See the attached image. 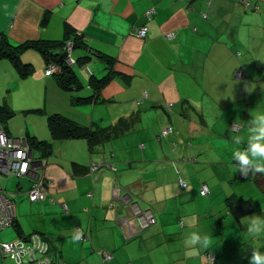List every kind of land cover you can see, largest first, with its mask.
<instances>
[{
    "label": "crops",
    "instance_id": "obj_1",
    "mask_svg": "<svg viewBox=\"0 0 264 264\" xmlns=\"http://www.w3.org/2000/svg\"><path fill=\"white\" fill-rule=\"evenodd\" d=\"M140 25L145 39L133 33ZM0 31L15 45L81 33L71 57L86 62L74 63L80 88L70 90L36 50L22 54L26 76L0 60V105L12 112L0 124L35 136L38 173L51 182L30 201L29 179L0 178L15 215L0 242L38 232L50 264H249L253 249L264 253V235L246 231L251 216L264 217V174L244 177L232 159L234 137L246 146L247 121L264 112V0H0ZM52 114L104 136L52 130ZM130 198L156 222L140 228ZM78 230L85 237L74 242ZM193 232L214 247L187 248ZM0 264L16 262L0 253Z\"/></svg>",
    "mask_w": 264,
    "mask_h": 264
},
{
    "label": "built area",
    "instance_id": "obj_2",
    "mask_svg": "<svg viewBox=\"0 0 264 264\" xmlns=\"http://www.w3.org/2000/svg\"><path fill=\"white\" fill-rule=\"evenodd\" d=\"M153 10L147 11L146 16L149 19ZM136 37L145 39L147 35V26H136L133 32ZM172 34H168L170 36ZM73 43L71 40L65 43V61L68 65H72L74 60L71 57ZM87 73L92 74L89 66L84 65ZM58 67L50 62L45 69L46 74L54 73ZM240 72L238 73V76ZM170 106V104H169ZM231 130H237L238 125L233 123L230 126ZM172 131L171 126H166L161 130L162 135H166ZM42 162L34 158L33 149L30 146L26 136H14L9 134L6 129L0 124V178L15 177L26 178L31 181L30 187L26 191V196L30 201L43 200L47 196L50 181L45 180L38 169L42 167ZM100 164L93 162L89 174L95 177ZM112 169H115L112 167ZM179 184L182 188L186 186L184 179H179ZM200 195L209 193V188L206 184H201L199 188ZM90 195V193H88ZM51 201L53 198H50ZM133 218L137 221L140 228L144 229L156 222L153 211L150 208H143L132 198L127 201ZM63 207L65 205L63 204ZM14 204L7 196L5 189L1 185L0 180V230L5 229L13 224L14 221ZM79 231V230H78ZM82 234L83 239L85 235ZM48 243L46 239L38 232L30 233L27 236H17L13 240L0 242V253L4 257H9L15 260L16 264H24L34 262L36 264H50L47 256ZM103 257L108 259L111 255L103 253ZM207 258L213 260L214 256L207 254Z\"/></svg>",
    "mask_w": 264,
    "mask_h": 264
},
{
    "label": "trees",
    "instance_id": "obj_3",
    "mask_svg": "<svg viewBox=\"0 0 264 264\" xmlns=\"http://www.w3.org/2000/svg\"><path fill=\"white\" fill-rule=\"evenodd\" d=\"M45 24H46V19L42 21V25L44 26ZM80 34L81 33L79 34L75 33L74 37L63 39V40H56V41L55 40H52V41L34 40V41H25L23 43L15 45L9 42L4 32L0 31V60L8 59L9 61L12 62V64L14 65V67L16 68V70L21 76H26L32 72L33 67L30 63L23 62L22 54L28 50H36L40 52V54L45 58L46 66H48V64L52 62L58 67V70L54 73H55V78L57 82L59 83V85L65 89L76 90L80 88V84H79L77 74L72 68V65H68L65 61V56H66L65 43L66 41L71 40L73 43V48L76 47L77 42L79 44H84L83 39L80 37L81 36ZM83 60H84L83 58L74 60L73 64L75 62L85 64L86 62H83ZM93 77L94 75H91V79ZM73 98L76 103H80L84 101L85 99H87L88 97L82 98V97L74 96ZM11 115H12V112L6 107V105H0V122H2V120H6L7 118H10ZM47 121H48L49 127L52 130H56L60 128L63 124L65 126L66 132L70 135L74 133L78 134V132L80 131L81 135L88 139H91V137L95 139V137L92 136L95 133H99L100 134L99 137L101 136V133H102V136H104L103 130L90 131L84 127L74 125L71 121L57 114L49 115L47 117ZM25 136L27 137L28 142L30 146L32 147V149L33 147L37 146L38 142L35 141L34 135H31L28 133ZM39 142H42V141H39ZM256 174L253 175L254 178L256 177ZM261 179L262 178H259L256 181L260 183ZM234 204H236V202ZM247 207L249 208L248 204H247Z\"/></svg>",
    "mask_w": 264,
    "mask_h": 264
},
{
    "label": "clouds",
    "instance_id": "obj_4",
    "mask_svg": "<svg viewBox=\"0 0 264 264\" xmlns=\"http://www.w3.org/2000/svg\"><path fill=\"white\" fill-rule=\"evenodd\" d=\"M246 90L249 91L248 88ZM233 143L238 146L232 152V159L235 161V171L239 170L244 177L250 174L255 175L256 173L264 174V112L251 116V119L247 121L246 146L239 147L245 144L244 137L239 135L234 137ZM246 231L250 238L264 235V217L251 216L246 224ZM81 238L82 234L77 231L73 236V241L79 242ZM184 245L196 251H207L214 247L211 237L208 235L201 236L199 232H193L186 236ZM249 264H264V253L253 249Z\"/></svg>",
    "mask_w": 264,
    "mask_h": 264
},
{
    "label": "rangeland",
    "instance_id": "obj_5",
    "mask_svg": "<svg viewBox=\"0 0 264 264\" xmlns=\"http://www.w3.org/2000/svg\"><path fill=\"white\" fill-rule=\"evenodd\" d=\"M32 51H33V50H32ZM72 67H73V70H74V71L79 72V68H78L77 65L74 64ZM255 80H257V78H256ZM260 83H262V82H260ZM256 85H257V84H256ZM257 98H258L257 95H255V96H254V100L257 99ZM258 102H259V101H258ZM256 109H257V108H256ZM27 115H28V117H39V113H37V112H25V115H24V116H27ZM24 116H22V115L16 116V115H15L14 119H19V118H20V119L23 120V117H24ZM37 121H40V120L38 119ZM232 124H233V123H232ZM232 124H231V125H232ZM235 124H236V123H235ZM29 130H30V129H29ZM258 174H259V173H258ZM259 175H260V174H259ZM22 180H23V179H22ZM256 180H258V178H256ZM254 182L256 183L255 180L253 181V184H254ZM30 184H31V182H30ZM1 185H2V183H1ZM254 185H255V184H254ZM2 186H3V185H2ZM24 187H25V186H24ZM254 189H255V191H256V190H257V187L255 186ZM25 190H26V187H25ZM8 228L12 229L11 226H9Z\"/></svg>",
    "mask_w": 264,
    "mask_h": 264
}]
</instances>
